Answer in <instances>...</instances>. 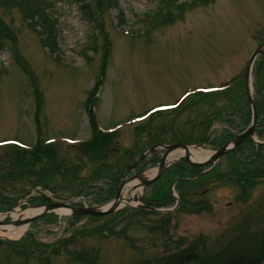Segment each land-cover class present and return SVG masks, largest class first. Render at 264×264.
<instances>
[{"label": "rangeland", "instance_id": "374dc122", "mask_svg": "<svg viewBox=\"0 0 264 264\" xmlns=\"http://www.w3.org/2000/svg\"><path fill=\"white\" fill-rule=\"evenodd\" d=\"M50 1L56 25L48 31V23L25 17L20 0H0V140L29 146H0V200L9 203L0 202V211L11 208L0 222L14 232L27 225L20 236H0V264H162L189 247L200 264H251L264 248V142L250 132L235 141L244 126L235 111L248 103L237 78L243 81L255 48L264 51V0L192 2L173 23L148 30L146 14L159 0H116L117 7L88 0L93 23L78 1ZM258 61L254 129L264 124ZM246 106L245 128L252 120ZM208 122L211 142L198 150L218 151L217 163L173 184L176 173L167 172L191 166L176 159L180 146L201 141ZM193 126L197 133L188 132ZM166 158L171 165L155 175ZM138 178L132 206L102 216L49 212L23 223L32 213L18 212L56 203L106 212ZM38 187L51 199L20 195ZM139 201L163 211L141 209Z\"/></svg>", "mask_w": 264, "mask_h": 264}, {"label": "trees", "instance_id": "16d2710c", "mask_svg": "<svg viewBox=\"0 0 264 264\" xmlns=\"http://www.w3.org/2000/svg\"><path fill=\"white\" fill-rule=\"evenodd\" d=\"M21 3L27 7L23 10V13L26 18H29L32 20V24L35 25H42V27L46 28L44 23H48L50 19L49 15L46 13V9L51 6V4H46L43 2L42 5H36L37 0H20ZM79 3V6L81 7L83 13L86 15L87 19L89 20L90 23L94 22V19H92L91 11L89 8L88 0H76ZM107 1V5L110 7H117V2L116 0H105ZM200 0H189V3L186 1L182 4L177 3L174 4V1H169V0H159V3L157 4V7L154 6L153 10H150L151 12L147 13L146 16L150 17L143 27L144 29H155L158 26L161 25H167L169 23H173L175 20H177L178 17L182 15L184 12L185 8L187 7L186 5L190 4L191 6L196 5V2L198 3ZM202 1H207V0H202ZM156 7V8H155ZM119 16L121 18V24L125 23V15L123 10L119 11ZM40 20V21H38ZM94 28V27H93ZM48 31L53 30L51 23H48ZM42 41H46L45 38L42 39ZM52 45V44H51ZM52 49V46H50ZM179 257H175L174 260H178ZM180 261L179 264L183 263H190V264H195L196 260H198L197 254L196 253H187L186 255H181L180 256ZM173 261L171 264H175L176 262ZM170 263V261H168Z\"/></svg>", "mask_w": 264, "mask_h": 264}, {"label": "water", "instance_id": "95a60500", "mask_svg": "<svg viewBox=\"0 0 264 264\" xmlns=\"http://www.w3.org/2000/svg\"><path fill=\"white\" fill-rule=\"evenodd\" d=\"M256 54V53H255ZM255 54L252 56L250 62H249V70H250V67H251V64H252V61H253V58L255 56ZM262 54V53H261ZM264 55V54H262ZM249 72V71H248ZM247 91H248V95L250 96L251 98V95L249 93V87H248V84H247ZM255 119V116L253 117V120ZM249 132H245L244 134L240 135L238 138H237V141L239 142L242 138H244ZM236 141V140H235ZM217 154L218 153H215L212 158H216L217 157ZM192 163V162H191ZM193 164V163H192ZM205 163H203L202 165H204ZM165 169V165L162 163L158 169V173L157 175L161 174V172ZM115 206H117V202L114 203V206L109 209V211H102V210H97V209H90V208H87V209H81V208H76V207H71L73 209V212L74 213H77V214H91V215H95V216H101V215H105V214H108L109 212H113L115 209ZM57 207H68L67 205L65 204H51V205H46L42 208V210L34 215L32 218H36V217H39V216H42V215H45L46 213H48L52 208H57Z\"/></svg>", "mask_w": 264, "mask_h": 264}, {"label": "bare ground", "instance_id": "6f19581e", "mask_svg": "<svg viewBox=\"0 0 264 264\" xmlns=\"http://www.w3.org/2000/svg\"><path fill=\"white\" fill-rule=\"evenodd\" d=\"M180 151H183V150H179L178 152H180ZM208 153H209V151H208ZM178 154H181V153H178ZM189 154H190V157L192 160L206 159L208 157L206 152L194 151L193 148L189 149ZM131 195H133V194H131ZM131 195L126 200H124L123 202L128 201L130 199ZM37 211H39V210L38 209L37 210L25 209L21 213H24V216H27V215H30L31 213L37 212ZM56 211H57V213H62V214L67 212V210L64 208H59ZM26 227H27V225L22 226V228L17 232H14L12 227H5V228H2L4 230V232H1L0 235L5 236V237L20 236L26 230Z\"/></svg>", "mask_w": 264, "mask_h": 264}, {"label": "flooded vegetation", "instance_id": "af4514ba", "mask_svg": "<svg viewBox=\"0 0 264 264\" xmlns=\"http://www.w3.org/2000/svg\"><path fill=\"white\" fill-rule=\"evenodd\" d=\"M260 72V71H259ZM259 72H257V74H259ZM256 79H257V83L258 82H260V79L261 78H259V75H257L256 76ZM264 102V100L263 99H259V103H263ZM244 106H246V105H244ZM240 110L242 111V114H241V116L237 119V121L238 120H242L243 119V124H244V126L239 130V131H241V130H243L244 128H245V125L247 124L246 123V118H245V116L247 115V112H248V110H247V108L246 107H242V108H240ZM258 111L260 112V111H262V114L260 115V117L263 115V117H264V114H263V111H264V106H263V108H260L259 107V109H258ZM259 117V118H260ZM209 123V122H208ZM246 123V124H245ZM255 129H254V133L256 134V131L255 130H257V136L258 137H261V138H264V134H263V132H262V130L264 129V124H261L260 122L259 123H255ZM195 126H193L188 132L189 133H197V131H195L197 128H194ZM210 131H211V129H210V127H209V125H208V127H206L204 130H202V137L203 138H208L209 136H210ZM173 133H174V135L176 134L175 133V130L173 129V131H172ZM238 132V131H237ZM259 132V133H258ZM236 133V132H235ZM181 137V134H179L176 138L177 139H179ZM150 139V138H149ZM191 171H193V169H190Z\"/></svg>", "mask_w": 264, "mask_h": 264}]
</instances>
